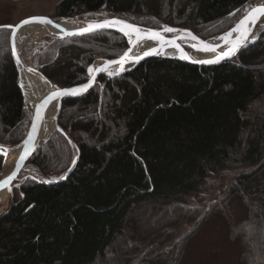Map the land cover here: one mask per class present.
<instances>
[{"label": "trees", "instance_id": "trees-1", "mask_svg": "<svg viewBox=\"0 0 264 264\" xmlns=\"http://www.w3.org/2000/svg\"><path fill=\"white\" fill-rule=\"evenodd\" d=\"M248 1L61 0L53 14L73 18L102 10L136 26L179 27L210 38L232 27ZM10 32L0 27L4 145L18 144L27 128ZM127 47L122 34L98 31L56 39L31 61L48 80L70 85L86 79L97 56L110 58ZM253 66H261L263 75L251 72ZM260 100L264 31L219 65L159 57L107 81L101 76L92 90L62 102L58 125L78 149L73 170L57 183L24 180L0 216V264H179L188 234L214 213L229 224L240 264H264V119L249 118ZM74 157L70 141L54 131L28 164L57 180ZM2 161L0 156V169ZM216 174L225 177L224 192L197 205ZM235 197L246 211L237 222L230 207ZM145 204L172 214L144 220L136 210ZM178 227L190 229L179 237Z\"/></svg>", "mask_w": 264, "mask_h": 264}, {"label": "water", "instance_id": "water-1", "mask_svg": "<svg viewBox=\"0 0 264 264\" xmlns=\"http://www.w3.org/2000/svg\"><path fill=\"white\" fill-rule=\"evenodd\" d=\"M252 1L253 0L248 1L245 14L234 24L233 27H231L230 29H228L224 33H221L219 35H216V36H213L210 38H206V37L196 35L190 29L179 28V27H164L161 29H149V28H143V27L133 25L126 20L117 19V18H110V19H104V20H100V21H96V22H90V23H87L84 27L78 28L76 30H73L70 32H65V33L60 34L56 37L51 36L52 40H56V39L62 40V39H69V38L77 37V36H81V35L92 34V33L98 32V31H114V32H118V33L125 36V38L128 41V47L122 53L115 55L113 57H110V58L99 57L97 59L98 63L94 68H92V66L95 62L92 63L88 67L86 80H84L82 82H78V83H73L70 85L58 86L59 88L56 89L55 91L49 90V91L41 94V96L34 101V104L32 106V113H31L30 121H29L27 130L25 132L24 138L16 145H11V146L0 145V149L7 150L6 153L3 151H0V156L3 158L8 156L10 153L14 152L15 150H18L17 159H16L15 164L12 167L11 171H9L4 176H2V175L0 176V181H4V180H6V178L8 176H10L12 174L13 171H16L15 178L5 188L0 189V192L6 191V193H8L10 196V200H9V204L7 206V209L4 212H2L0 214V216L3 215L4 213H6L11 208L12 204L14 203V194H13L14 189L19 188L21 186V184L23 183V181L25 180V178H28V177H23V178H19V177H20L22 171L25 169L29 158L34 153V151L52 135V133L54 131L60 132L62 135H64L70 141V143L72 144V146L75 150V157L72 160L70 167L67 169L65 174L62 176V177H64L63 179L60 178L57 180H48V181H51L50 183H45L44 181H38V180H36V181L39 183H43V184H52V183L61 182L67 178L69 173L75 167L77 159H78L77 146L71 141V139L69 138L66 131H64L58 125V116H59V113L61 110L62 102L65 99L79 97L81 95L86 94L87 92H89L90 90H92L96 86V84L98 83V80L101 76H104L106 78V81H107L111 78L117 77L119 75H122V74L130 71L131 69L135 68L140 62L147 60V59H151V58L161 57V58L173 59V60H178V61H182V62H186L189 64L198 65V66L219 65V64L233 58L240 50H242L245 47H247L248 45L254 43L258 39L259 35L264 31V25H263L262 27L258 28V32L256 33L255 37L253 36L257 25L261 24V21L264 19V15L260 16V18L255 22V24L250 23L248 25V27L251 29V31L248 34L247 41H246L244 46L239 48V50L235 53L234 56H232L231 58L223 59L219 63H216V64L199 63V61L214 59L216 56H218L221 53L228 50V48L231 46V44L226 43L225 40L222 39V37H224L227 33L231 32L232 29L235 28L240 23V21L242 19H244L247 12L250 11L252 8L258 7V6H264V4L256 5L255 4L256 0H254L253 4L251 5ZM35 17H43V16H35ZM29 18H32V17L25 18V19L19 21L16 25H14L11 29V33H10V37H9V45H10L9 51H10V55L12 57V60L14 62L15 68H16L17 84H18V87L20 88L21 92H22V89H21V86L19 84V69L17 66L16 59H15L14 54H13L14 38H13L12 33L13 32L16 33L18 28L21 27V22L26 20V19H29ZM45 18L53 21V24H51V25H58L57 23H55V19L49 18V17H45ZM105 21H121V22H123V24L132 25L134 28L138 29L139 33L142 36L147 37L148 34L156 32V33H159L163 39L162 40H153V39H148V38L138 39L137 34L131 32L129 29H125L124 31H121L120 29L123 26L122 24H116V25L109 26V27L94 28L88 32H81L82 29L87 28L90 24H103ZM33 23H35V22H33ZM39 24H41V23H39ZM23 25H25V24H23ZM165 28H171V29H174V31L166 32V31H164ZM125 32L130 33L132 35V38L128 39V36L125 35ZM189 33L191 34L190 36L188 35ZM240 35H241V33H237V32L234 35V32H233L231 40L235 41L236 39H238L240 37ZM192 37H195L196 39H192ZM139 40H148V42H152L153 45H151L152 47L148 50L141 51L137 54H133L134 49L137 48L136 44ZM171 42H174V43H171ZM202 43H206L208 45L213 46L215 48V51L198 50L202 46ZM186 47H188L189 50H186ZM129 49H131V51H129ZM152 49H156V51L150 55H144L145 52H149ZM190 51L200 52V53H214V55L212 57H208L206 59H195V58H192L188 55V53ZM125 52H128V58L124 61L122 66L120 64L113 63L109 66L107 71H97V69L103 67L109 61H119ZM175 52L179 53L180 55H178V56L173 55V53H175ZM33 53H34V51H32L30 54V60H31V56L33 55ZM182 53L186 54L189 57V59H182L181 58ZM136 57H142V58L137 61L135 59ZM89 68L93 69V72L91 74L88 71ZM36 70H38V69H36ZM109 72H113V73L119 72V74L118 75H115V74L109 75ZM88 84H90V87H88L87 90L83 91L81 94L59 95V96H55L53 98V94L57 93L61 90L81 88L82 86L88 85ZM22 95H23V92H22ZM55 100L58 101L57 113H56V117H55V127L44 138L41 135L42 124H43V121L45 119V116H46V113L48 111L49 106ZM38 113H39V115H38ZM21 156L25 157V159H23V161H20ZM73 161H75V163H73ZM18 163L20 164V167L17 169ZM31 179H33V178L31 177ZM9 188L11 189L10 191L8 190Z\"/></svg>", "mask_w": 264, "mask_h": 264}, {"label": "rangeland", "instance_id": "rangeland-1", "mask_svg": "<svg viewBox=\"0 0 264 264\" xmlns=\"http://www.w3.org/2000/svg\"><path fill=\"white\" fill-rule=\"evenodd\" d=\"M60 1L61 0H0V26H7L12 28L24 18L35 16L49 17L56 20L63 19L61 17H55L53 14L54 6ZM107 18L113 17H109L107 13L102 10L74 17L75 20L84 24L104 20ZM262 25H264V19L262 20ZM51 40L52 37L46 35L29 39L25 43V47L23 50L24 56L29 58L30 60V54L33 50L36 51L38 48L46 46L51 42ZM99 57L101 56H97L94 62H96ZM252 68L254 69H251V72H253L255 75H263V70L259 69L261 68V66H253ZM24 102L28 124L31 117V109L27 106L25 99ZM76 116L78 120H83L85 118L84 115ZM255 117H259L262 120L264 119V103L262 100L256 102L250 108L249 118L252 119ZM1 175L2 165L0 169V176ZM217 175L218 174L212 176L204 195L205 197L198 200V202L196 203L197 205L203 203L206 205L211 204L222 195L226 185V182L224 184L225 177L223 178L220 175ZM23 176H30L34 179V181L40 179L42 181L55 180L42 177L30 164H27L23 172ZM18 189L19 188H16L15 190ZM15 190L13 191L14 200ZM9 200L10 196L6 199L0 198V212H4L7 209ZM230 207L234 221H240L245 217V208L236 197L231 199ZM136 211H138L136 213L144 220H150L152 218L163 219L172 214L171 210H161L158 208L155 209L146 204L143 206V208H141V210ZM188 225L191 226L192 224ZM189 229H184L182 231L178 227L177 229H175V232H177V236L180 237L182 234L187 233ZM229 230L230 226L226 222L224 217L219 213H214V215H212L208 220L202 223V225H200V227H198L195 232L193 231L194 234H188L190 237L187 240V245L179 264H240V250L237 242L230 239ZM112 249L114 252L115 247H113ZM106 256L111 258L113 257V254L109 250L107 251ZM100 260L99 262H101ZM99 262H97L96 264H98Z\"/></svg>", "mask_w": 264, "mask_h": 264}, {"label": "bare ground", "instance_id": "bare-ground-1", "mask_svg": "<svg viewBox=\"0 0 264 264\" xmlns=\"http://www.w3.org/2000/svg\"><path fill=\"white\" fill-rule=\"evenodd\" d=\"M256 5L264 4V0H256ZM55 23L59 25V27H55L51 24H39V23H28L20 28L15 33L14 37V47H13V53L14 57L17 60H19V63L17 62V66L19 69V84L21 86L24 99L26 101L27 106L31 109L30 113H32V106L34 104V101L41 96V94L52 90L55 91L58 89V85L54 82L48 80L40 71L36 70L34 66L32 65L29 58L24 56V47L26 41L29 39H32L34 37H42V36H58L60 34H63L65 32H70L73 30H76L78 28L84 27L86 23H80L77 20L73 19H55ZM261 24H258L256 27V30L254 31V37L256 33L258 32V28H260ZM236 32H234L235 35ZM128 39L132 38V35L128 33ZM153 45L152 42H148V40H139L136 44V47L133 51V54H137L141 51H145L150 49ZM173 55H180L179 53L175 52ZM188 55L195 59H206L208 57H212L214 53H200V52H194L190 51ZM98 61H96L92 68H94L97 65ZM114 70V69H113ZM57 106L58 101L55 100L48 108V111L46 113L45 119L42 124V133L41 135L45 138L55 127V117L57 113ZM18 150H15L14 152L10 153L3 161L2 164V176L6 175L9 171H11L12 167L15 164V161L17 159ZM9 197V194L6 193V191L0 192V198L6 199ZM2 212H0L1 214Z\"/></svg>", "mask_w": 264, "mask_h": 264}, {"label": "snow or ice", "instance_id": "snow-or-ice-1", "mask_svg": "<svg viewBox=\"0 0 264 264\" xmlns=\"http://www.w3.org/2000/svg\"><path fill=\"white\" fill-rule=\"evenodd\" d=\"M264 15V6H258V7H254L252 8L250 11L247 12V14L245 15L244 19H242L240 21V23L232 29L231 32L227 33L224 37H222V39L225 40L226 43L231 44V46L228 48L227 51L221 53L220 55L216 56L214 59H210V60H203V61H199V63H203V64H216L219 63L221 60L226 59V58H231L232 56L235 55V53L239 50V48H241L242 46L245 45L247 38H248V34L251 31V29L248 27V25L251 24H255V22L260 18V16ZM41 23V24H53V21L45 18V17H32L29 19H26L24 21L21 22V26L23 24H28V23ZM116 24H122L123 26L121 27V31H124L125 29H129L131 32L136 33L138 39H144V38H148V39H153V40H162L163 38L160 36L159 33L153 32L147 35V37L142 36L139 33V30L134 28L132 25H128V24H123V22L121 21H105L103 24H90L87 28L82 29L81 32H88L91 31L94 28H102V27H109V26H113ZM55 27H59V25H53ZM164 31L166 32H172L174 31V29L171 28H165ZM233 32H237V33H241L240 37L238 39H236L235 41L231 40L232 37V33ZM13 38L15 36V32L12 33ZM125 35H128V32H125ZM189 36L191 35L190 33L188 34ZM192 39H196L195 37H192ZM174 43V42H171ZM201 51H215V48L211 45H208L206 43H202V46L198 49ZM129 51H131V49H129ZM156 51V49H152L149 52H145L144 55H150L152 53H154ZM15 54V52L13 53ZM128 58V52H125L124 55L121 57V59L119 61H109L107 64H105L103 67L97 69V71H107L109 66L113 63H117L120 64L121 66L123 65L124 61ZM142 57H136L135 59L138 61L139 59H141ZM182 59H189V57L186 54L181 55ZM17 62L19 63V60H17ZM89 73L91 74L93 72L92 68H89ZM118 75L119 72L113 73V72H109V75ZM90 87V84L88 85H84L81 88H73V89H64L61 90L57 93L53 94V98L55 96H59V95H77V94H81L83 91H86L87 88ZM39 115V113H38ZM0 151H3L6 153L7 150L5 149H0ZM23 159H25L24 156L20 157V161H23ZM73 163H75V161H73ZM20 167V164H17V169ZM16 175V171H13L12 174L10 176H8L6 178V180L4 181H0V189L5 188L14 178ZM64 177H61V179H63ZM45 183H50L51 181H44ZM9 191L11 190L10 188L8 189Z\"/></svg>", "mask_w": 264, "mask_h": 264}]
</instances>
